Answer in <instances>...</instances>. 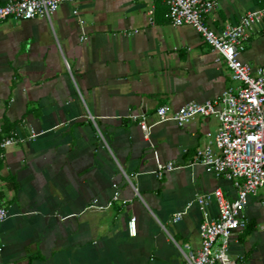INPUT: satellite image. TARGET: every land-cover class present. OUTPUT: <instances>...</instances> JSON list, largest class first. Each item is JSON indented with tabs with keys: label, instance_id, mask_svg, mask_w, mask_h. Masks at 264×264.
I'll return each instance as SVG.
<instances>
[{
	"label": "crops",
	"instance_id": "obj_1",
	"mask_svg": "<svg viewBox=\"0 0 264 264\" xmlns=\"http://www.w3.org/2000/svg\"><path fill=\"white\" fill-rule=\"evenodd\" d=\"M216 2L206 23L217 32L264 7V0ZM156 5L72 0L51 20L0 23V131L10 127L24 139L0 160V208L10 215L0 224V264H186L184 252L201 247L203 221L200 207L189 204L216 190L236 199L230 180L186 166L219 120L180 126L155 114L164 105L217 100L234 85L230 70L194 27H173ZM240 59L253 69L264 65V24L250 31ZM33 131L38 137L29 141ZM168 162L183 167L159 178V164ZM207 212L218 217L216 200ZM244 215L230 258L264 264V187Z\"/></svg>",
	"mask_w": 264,
	"mask_h": 264
},
{
	"label": "built area",
	"instance_id": "obj_2",
	"mask_svg": "<svg viewBox=\"0 0 264 264\" xmlns=\"http://www.w3.org/2000/svg\"><path fill=\"white\" fill-rule=\"evenodd\" d=\"M72 0H7L0 5V23L12 19L16 21H32L36 19L51 20L59 8ZM168 6L167 19L173 27L192 26L202 36L204 42L219 55L230 70L234 85L229 86L214 101L205 103L189 102L178 110L169 106H161L156 110L159 123L175 121L185 126L198 117H215L219 127L214 134L207 135V144L199 148L195 159L187 167L200 165L218 176L233 182L237 189L234 201H228L221 190L209 194H197L194 201L203 212V221L199 232L201 247L198 251L184 252L186 264H237L230 258L229 247L233 237L244 230L247 221L244 215L248 199L264 187V65L253 69L240 59L246 50L250 31L264 24V7L242 16L238 22L226 24L220 31L211 29L206 18L216 7V0H165ZM150 14L154 15V9ZM80 26L83 21L74 11ZM86 40L83 30L81 41ZM142 116L140 128L144 139L150 141L151 126ZM135 120L139 119L134 117ZM38 137L32 132L29 141ZM24 139L17 133L0 131V160L4 152L11 146L18 145ZM183 166L174 162L159 164L156 172L159 178L164 173L172 172ZM118 186L114 185L112 202L120 201ZM219 206V215L212 219L207 207L212 200ZM123 203H127L124 201ZM104 210V206H92ZM10 217L5 207L0 208V224ZM179 214L175 218L178 222ZM129 233L136 236V218L129 221ZM186 248L189 249L187 246ZM4 245L0 241V257Z\"/></svg>",
	"mask_w": 264,
	"mask_h": 264
},
{
	"label": "trees",
	"instance_id": "obj_3",
	"mask_svg": "<svg viewBox=\"0 0 264 264\" xmlns=\"http://www.w3.org/2000/svg\"><path fill=\"white\" fill-rule=\"evenodd\" d=\"M167 13H168V6L165 3V0H157V5H156V15H161L163 17H165L166 20L167 19ZM10 127H7L6 129L4 128L2 130L3 133H9L10 131Z\"/></svg>",
	"mask_w": 264,
	"mask_h": 264
}]
</instances>
